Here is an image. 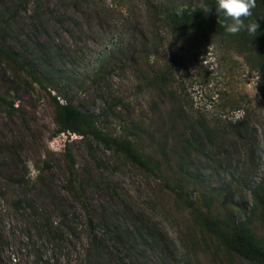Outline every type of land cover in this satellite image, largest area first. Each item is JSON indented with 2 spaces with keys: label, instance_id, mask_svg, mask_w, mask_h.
<instances>
[{
  "label": "rangeland",
  "instance_id": "374dc122",
  "mask_svg": "<svg viewBox=\"0 0 264 264\" xmlns=\"http://www.w3.org/2000/svg\"><path fill=\"white\" fill-rule=\"evenodd\" d=\"M199 3L0 0V37L45 78V88L28 86L0 64V95L15 107L0 104V144L16 159L0 153V264H91L88 240L102 236L97 264H251L200 228L185 203L250 220L264 240L250 192L264 181L258 73L217 37L188 38L183 48L163 20L167 9ZM47 92L95 116L104 132L132 139L160 162L163 178L90 137L54 135ZM177 112L187 119L181 125L170 119ZM236 115L243 119L233 124ZM196 119L214 133L211 142ZM184 137L192 147L181 153ZM21 174L28 181L15 184ZM181 174L174 188L169 177ZM116 239L126 250L107 260Z\"/></svg>",
  "mask_w": 264,
  "mask_h": 264
},
{
  "label": "trees",
  "instance_id": "16d2710c",
  "mask_svg": "<svg viewBox=\"0 0 264 264\" xmlns=\"http://www.w3.org/2000/svg\"><path fill=\"white\" fill-rule=\"evenodd\" d=\"M215 2L216 0H200V3L193 8L167 9L162 14L163 20L171 29L176 39L180 41V45L183 48H188L184 43L188 38L190 40L208 41L211 38L217 37L225 45L232 46L238 53L246 55L247 58L249 57V61L258 73L257 90L261 98L264 99V19H261L264 18V0H257V6L253 9V16L245 20L246 24L257 20L259 24L257 32L250 34L246 30H242L236 35L228 34L225 31V19L222 14L217 16ZM206 5L211 7L212 11L210 13H205L202 9ZM228 22L230 23L231 21ZM191 54L193 58H196L197 47L195 45H192ZM33 62V60L29 61L27 56L15 52L5 45L3 39L0 37V64L6 70L9 69L15 73L25 85L29 86L34 82L45 88L42 83L45 78L37 68L36 63ZM161 86H163L162 83ZM47 94L52 102L53 121L55 123L54 135L69 132L81 137H90L100 143L104 148L123 155L133 164L138 165L151 174L163 178L160 162L156 159L152 160L149 155L138 149L132 139L104 132L97 126L95 116L81 111L69 101H60L57 98L58 96L50 94V92H47ZM13 103V99H9L5 95H0V104H4L9 110L15 108ZM172 108L177 109L175 103H173ZM170 119L174 125L177 123L181 125L183 121L187 120L185 117H181L178 112L176 114L173 113ZM194 121L198 125L201 134L206 137L207 142H211L214 133L208 124L201 119ZM182 142L183 148L181 149V153H186V149L192 147V142L186 137L183 138ZM157 146L159 153L162 156H166L164 142L162 140L161 142L159 141ZM193 148L195 149L194 146ZM0 153L10 156L11 147L1 142ZM11 159L14 160V157H11ZM23 175L21 174L19 178H14V183L21 184L27 182L28 179H24ZM4 176L11 180L10 177ZM169 178L174 188L181 189L186 176H182L181 174L178 178L172 176ZM165 184L169 185L168 183ZM206 187L209 191L212 190L209 185ZM250 192L253 201L251 214H254L257 220L264 226V181L258 182ZM185 203L190 208L193 221L200 228L217 238L226 250L237 254L251 264H264V240L259 239L253 234L249 226L250 220L234 223L226 218H220L216 214H211L207 209L202 210L190 201H186ZM20 204L21 199H16L14 206L19 208ZM88 220L92 224V220L90 218ZM103 240V236L97 240L93 237L89 238L88 256L91 264H97L99 255L101 253L103 254ZM125 250V245L116 239L113 247H110V250L107 252V260L111 261L113 253H124Z\"/></svg>",
  "mask_w": 264,
  "mask_h": 264
},
{
  "label": "clouds",
  "instance_id": "9594fccd",
  "mask_svg": "<svg viewBox=\"0 0 264 264\" xmlns=\"http://www.w3.org/2000/svg\"><path fill=\"white\" fill-rule=\"evenodd\" d=\"M216 14L223 15L225 19V31L228 34L236 35L242 30H246L250 34H255L259 28L257 20L245 23L247 18L253 16V9L257 6V0H216ZM205 13L212 11L209 5L202 7ZM264 19V18H261ZM228 21H231L230 23ZM243 116L236 115L232 120L235 124L242 120Z\"/></svg>",
  "mask_w": 264,
  "mask_h": 264
}]
</instances>
